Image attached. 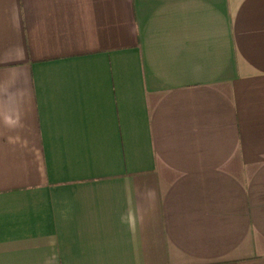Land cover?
<instances>
[{
    "label": "crops",
    "instance_id": "crops-1",
    "mask_svg": "<svg viewBox=\"0 0 264 264\" xmlns=\"http://www.w3.org/2000/svg\"><path fill=\"white\" fill-rule=\"evenodd\" d=\"M0 264H264V0H0Z\"/></svg>",
    "mask_w": 264,
    "mask_h": 264
}]
</instances>
